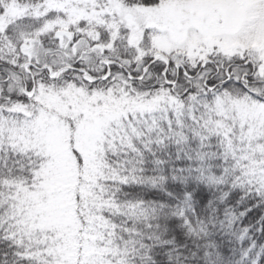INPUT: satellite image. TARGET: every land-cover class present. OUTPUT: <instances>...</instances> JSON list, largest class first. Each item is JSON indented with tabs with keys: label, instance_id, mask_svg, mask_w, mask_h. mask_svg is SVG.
I'll return each mask as SVG.
<instances>
[{
	"label": "snow or ice",
	"instance_id": "1",
	"mask_svg": "<svg viewBox=\"0 0 264 264\" xmlns=\"http://www.w3.org/2000/svg\"><path fill=\"white\" fill-rule=\"evenodd\" d=\"M0 264H264V0H0Z\"/></svg>",
	"mask_w": 264,
	"mask_h": 264
}]
</instances>
